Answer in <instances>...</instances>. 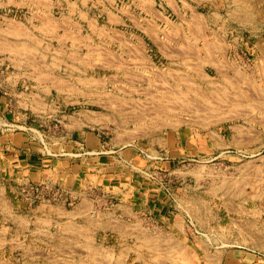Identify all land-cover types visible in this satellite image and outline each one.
<instances>
[{"label":"rangeland","instance_id":"rangeland-1","mask_svg":"<svg viewBox=\"0 0 264 264\" xmlns=\"http://www.w3.org/2000/svg\"><path fill=\"white\" fill-rule=\"evenodd\" d=\"M0 1H19L0 9L4 36V13L17 22L37 10L25 1H40L45 22L51 17L57 24L39 29L46 35L43 58L55 82L67 81L76 91L72 111L87 108L96 127L106 125L125 144L164 138L175 155L178 148L190 155L172 167L175 229L149 215L110 214L103 223L79 225L75 237L57 240L62 250L56 254H41L30 244L25 262L12 260L9 240H2L0 264H264L262 258L244 260L264 253V0ZM0 193L3 209L4 189ZM60 195L45 202L65 201ZM19 198L27 206L40 204L24 202L20 191ZM107 202L108 208L116 204ZM95 227L102 229L96 234Z\"/></svg>","mask_w":264,"mask_h":264},{"label":"crops","instance_id":"crops-1","mask_svg":"<svg viewBox=\"0 0 264 264\" xmlns=\"http://www.w3.org/2000/svg\"><path fill=\"white\" fill-rule=\"evenodd\" d=\"M15 2L19 1H0V9L15 8ZM25 4L38 8L17 22L8 13L1 16L7 34L0 32V189L5 196V208H0V241L9 240L7 253L12 260L25 262L30 259L31 244L41 247V254L52 255V250L56 254L61 251L57 240L75 237L73 230L79 225L103 223L110 214L133 215L134 219L149 215L175 229L177 224L170 223L176 195L172 167L176 160L187 161L189 151L178 148L180 155H175L164 138L125 144L118 133L110 136L106 125L96 127L87 108L72 111L79 102L76 91L67 81L55 82L54 72L47 69L43 58L46 35L38 31L45 26L42 4ZM13 25L24 32L14 33ZM12 48L21 49L12 53ZM34 53L35 58L31 57ZM30 184L59 189L65 201L24 205L19 191ZM111 199L116 204L108 208ZM96 229L97 234L102 228ZM15 238L25 243L20 252L11 243ZM259 255L248 254L244 260L264 259V253Z\"/></svg>","mask_w":264,"mask_h":264},{"label":"bare ground","instance_id":"bare-ground-1","mask_svg":"<svg viewBox=\"0 0 264 264\" xmlns=\"http://www.w3.org/2000/svg\"><path fill=\"white\" fill-rule=\"evenodd\" d=\"M140 2H141V1H140ZM142 2H143V1H142ZM44 4H45V3H44ZM46 5H47V4H46ZM46 5H45V6H46ZM51 6H52V4H51ZM142 6H143V4H142ZM198 16H199V15H198ZM198 16H197V17H198ZM50 18H51V17H50ZM50 18H48V20H47L48 22H45V24H46V23H49V25L52 24V21H53V20L50 19ZM198 18H199V17H198ZM244 18H245V17H244ZM45 19H46V18H45ZM115 19H116V18H115ZM241 19H242V18H241ZM43 20H44V19H43ZM51 20H52V21H51ZM111 20H112V19H111ZM196 20H197V19H196ZM45 21H46V20H45ZM49 21H51V23H50ZM194 21H195V20H194ZM196 23H197V22H196ZM198 23H199V22H198ZM11 24H12V23H11ZM11 24H10V25H11ZM47 25H48V24H47ZM52 25H57V24H56V23H55V24L53 23ZM14 27H15V26H14ZM51 27H52V26H51ZM51 27H48V26H47V28H51ZM59 27H60V24H59ZM59 27H58V28H59ZM42 28H43V27H42ZM52 28H54V27H52ZM52 28H51V29H52ZM58 28H57V29H58ZM13 29H15V28H13ZM13 29H12V30H13ZM20 29H21V28H20ZM20 29L18 28L16 31H14V33H16V34H20V33H21V34H22L21 31H23V30H22V29L20 30ZM189 29H190V28H189ZM44 30H45V29H44ZM46 30H47V29H46ZM46 30H45V31H46ZM38 31H39V29H38ZM45 31H44V32H45ZM23 32H24V31H23ZM49 33H50V31H49ZM49 33L47 32L46 34H49ZM193 33H194V32H193ZM21 34H20V35H21ZM14 35H15V34H14ZM25 35H29V34H25ZM194 35H195V34H194ZM197 37H198V36H197ZM13 43H15V42H13ZM24 44H26V43L24 42ZM17 45H19V44H17ZM22 46H23V44H22ZM25 46H26V45H25ZM205 46H206V45H205ZM18 47H20V46H18ZM23 47H24V46H23ZM23 47H21V48L23 49ZM28 47H30V46L27 45V49H28ZM31 47H32V46H31ZM5 48H6V47H5ZM8 48H9V47H8ZM10 48H11V47H10ZM10 48H9V49H10ZM21 48H20V49H21ZM24 48H26V47H24ZM20 49H18V50H16V51H20ZM30 50H31V49H30ZM34 50H35V49H34ZM9 51H10V50H9ZM11 51H12V53H13L14 49L12 48ZM16 51H14V53H16ZM31 51H33V49H32ZM22 52H24V50L21 51V53H19V54L22 55ZM25 52H26V51H25ZM10 53H11V52H10ZM24 54H25V53H23V55H24ZM27 56H28V55H27ZM21 57H22V56H21ZM31 57H33V56H31ZM10 59H11V58H10ZM15 60H16V59H15ZM32 60H33V59H32ZM56 60H57V59H56ZM19 62H20V60H19ZM15 63H16V62H15ZM16 64H17V63H16ZM85 64H86V63H85ZM88 66H90V65H88ZM217 69H218V68H217ZM219 71H220V69H219ZM219 71H216V74H217L219 77L221 76L222 78L227 79L226 74L224 75V74H222V73L219 72ZM263 71H264V70H263ZM214 73H215V72H214ZM198 74H199V73H198ZM213 76H214V75H213ZM42 77H43V76H42ZM202 77H203L204 80H206V81L211 80V79H210L211 76H210L209 74H204L203 76H201V78H202ZM40 78H41V77H40ZM185 78H186V77H185ZM189 78H190V77H189ZM43 80H44V79H43ZM234 80H236V79H234ZM39 81H40V80H39ZM226 81H227V80H226ZM244 81H245V80H244ZM237 82H238V81H237ZM240 82H241V81H240ZM65 85H66V84H65ZM248 85H249V84H248ZM216 86H217V85H216ZM218 87H219V86H218ZM195 88H196V87H195ZM220 88H221V87H220ZM222 88H223V87H222ZM192 89H193V87H192ZM198 89H199V87H198ZM225 89H226V88H225ZM225 89H224V90H225ZM196 90H197V89H196ZM196 90H195V92H196ZM202 90H203V89H202ZM252 90H253V89H252ZM197 91H198V90H197ZM204 91H205V90H204ZM210 91H211V90H210ZM70 92H71V91H70ZM181 92H182V91H181ZM193 92H194V91H193ZM244 92H245V90H244ZM248 92H249V91H248ZM71 93H72V92H71ZM252 93H253V92H252ZM258 93H259V92H258ZM212 94H213V93H212ZM228 94H229V93H228ZM211 96H213V95H211ZM217 96H218V95H217ZM187 97H188V96H187ZM227 97H228V96H227ZM252 98H253V97H252ZM226 99H227V98H226ZM228 99H229V98H228ZM234 99H236V98H234ZM164 100H165V99H164ZM162 101H163V99L161 100V102H162ZM177 101H178V100H177ZM177 101H176V102H177ZM180 101H181V100H180ZM189 101H190V100H189ZM209 101H210V99H209ZM209 101H208V102H209ZM235 101H236V100H235ZM176 102H175V103H176ZM178 102H179V101H178ZM190 102H191V101H190ZM211 102H213V101L211 100ZM214 102H215V101H214ZM220 102H221V101H220ZM180 103H181V102H180ZM186 103H187V102H186ZM196 103H197V102H196ZM217 103H218V102H217ZM217 103H216V104H217ZM173 104H174V103H173ZM183 104H184V103H183ZM191 104H192V103H191ZM199 104H200V103H199ZM212 104H213V103H212ZM166 105L168 106V104H166ZM193 105H194V104H193ZM210 105H211V104H210ZM214 105H215V104H214ZM214 105H213V106H214ZM169 106H170V105H169ZM179 106H180V105H179ZM187 106H188V105H187ZM199 106H200V105H199ZM222 106H223V105H222ZM173 107H174V106H173ZM173 107H172V108H173ZM181 107H182V106H181ZM224 107H225V106H224ZM234 107H235V106H234ZM249 107H250V106H249ZM43 108H44V106H43ZM43 108H42V109H43ZM209 108H210V107H209ZM164 109H165V108H164ZM178 109H179V108H178ZM194 109H195V108H194ZM202 109H203V108H202ZM241 109H242V108H241ZM260 109H261V108H260ZM262 109H264V108H262ZM175 110H176V109H175ZM203 110H204V109H203ZM205 110H206V109H205ZM215 110H216V109H215ZM173 111H174V110H173ZM188 111H189V110H188ZM193 111H194V110H193ZM238 111H239V110H238ZM180 112H181V111H180ZM189 112H191V111H189ZM195 112H196V110H195ZM204 112H205V111H204ZM210 112H211V111H210ZM176 113H177V112H176ZM185 113H186V112H185ZM222 113H223V112H222ZM138 115H139V114H138ZM201 115H202V114H201ZM213 115H214V114H213ZM222 115H223V114H222ZM240 115H241V114H240ZM245 115H246V114H245ZM135 116H136V115H135ZM140 116H141V115H140ZM191 116H192V115H191ZM197 116H198V115H197ZM227 116H228V115H227ZM227 116H226V117H227ZM246 116H247V115H246ZM138 117H139V116H138ZM138 117H137V118H138ZM144 117H145V116H143V118H144ZM155 117H156V116H155ZM223 117H224V116H223ZM223 117H222V118H223ZM90 118H91V117H90ZM122 118H123V117H122ZM252 118H253V117H252ZM140 119H142V116H141ZM144 119H145V118H144ZM144 119H143V120H144ZM92 120H93V119H91V121H92ZM202 120H203V119H202ZM204 120H205V119H204ZM89 121H90V119H89ZM123 121H124V120H123ZM178 121H179V120H178ZM178 121H177V123H178ZM92 122H93V121H92ZM126 122H127V121H126ZM139 122H140V121H139ZM205 122H206V121H205ZM263 122H264V121H263ZM169 123H170V122H169ZM125 124H127V123H125ZM173 124H174V123H173ZM234 127H235V126H234ZM235 129H236V128H235ZM244 129H245V128H244ZM247 129H248V128H247ZM122 130H123V129H122ZM249 130L251 131V129H249ZM132 131H133V130H132ZM208 131H209V130H208ZM133 133H134V132H133ZM146 134H147V133H146ZM243 135H244V134H243ZM245 135H246V134H245ZM130 136H131V135H130ZM137 136H138V135H137ZM236 136H237V135H236ZM249 136H250V135H249ZM123 137H124V136H123ZM218 137H220V136L218 135ZM244 137H245V136H244ZM128 138H129V137H128ZM157 138H158V137H157ZM220 138H221V137H220ZM214 139H215V138H214ZM239 139H240V138H239ZM246 140H247V139H246ZM246 140H245V141H246ZM218 141H219V140H218ZM153 142H154V141H153ZM237 142H238V141H237ZM242 142H243V141H242ZM239 143H240V142H239ZM234 144H235V143H234ZM162 145H163V144H162ZM200 162H201V161H200ZM202 162H203V161H202ZM251 162H252V161H251ZM251 165H252V164H251ZM202 166H203V165H202ZM202 166H201V167H202ZM247 166H248V165H247ZM201 169H202V168H201ZM203 169H204V167H203ZM210 169H211V168H210ZM179 172H180V171H179ZM243 172H244V171H243ZM262 172H263V171H262ZM247 179H248V178H247ZM245 180H246V179H245ZM246 181H247V180H246ZM222 183H223V182H222ZM235 185H236V184H235ZM252 186H253V185H252ZM231 187H232V185H231ZM236 188H237V187H236ZM239 190H240V189H239ZM208 191H209V190H208ZM214 192H215V191H214ZM1 193H2V192H1ZM1 193H0V194H1ZM237 193H238V191H237ZM214 194H215V193H214ZM223 194H224V193H223ZM225 194H226V193H225ZM235 194H236V193H235ZM233 195H234V194H233ZM221 196H222V195H221ZM257 196H258V195H257ZM238 199H239V198H238ZM244 199H245V198H244ZM86 200H87V199H86ZM191 201H192V200H191ZM48 204H49V203H48ZM84 204H85V203H84ZM86 206H88V205L86 204ZM188 207H189V206H188ZM53 208H54V207H53ZM76 209H77V208H76ZM54 210H55V209H54ZM2 211H3V210H2ZM55 212H56V211H55ZM195 212H196V211H195ZM11 213H12V212H11ZM73 213H74V212H73ZM82 213H83V212H82ZM75 214H76V212H75ZM9 215H10V214H9ZM107 215H108V214H107ZM97 217H98V216H97ZM190 217H191V216H190ZM7 218H8V217H7ZM18 218H19V217H18ZM35 218H36V217H35ZM13 219H14V218H13ZM46 219H47V218H46ZM50 219H51V218H50ZM23 221H24V220H23ZM23 221H22V222H23ZM55 221H56V220H55ZM101 221H102V220H101ZM46 222L48 223V222H50V221H46ZM46 222H45V224H46ZM191 222H192V221H191ZM72 223H73V222H72ZM112 223H113V222H112ZM18 224H19V223H18ZM22 224H23V223H22ZM26 224H27V223H26ZM40 224H41V223H40ZM50 224H51V223H50ZM97 224H98V223H97ZM200 224H201V223H200ZM65 225H66V224H65ZM67 225H68V224H67ZM75 225H76V224H75ZM75 225H74V226H75ZM112 225H113V224H112ZM259 225H260V224H259ZM70 226H71V225H70ZM81 226H82V225H81ZM85 226H86V225H85ZM109 226H110V225H109ZM49 227H50V226H49ZM71 227H72V226H71ZM119 227H120V226H119ZM22 228H23V227H22ZM66 228H67V227H66ZM95 228H96V227H95ZM243 228H244V227H243ZM64 229H65V228H64ZM79 229H80V228H79ZM141 229H142V228H141ZM70 230H71V229H70ZM74 230H75V229H74ZM38 231H39V230H38ZM85 232H86V231H85ZM223 232H224V231H223ZM133 233H134V232H133ZM135 233H136V232H135ZM137 233H138V232H137ZM140 233H141V232H140ZM41 234H42V233H41ZM71 234H72V233H71ZM147 234H148V233H147ZM261 234H262V233H261ZM43 235H44V233H43ZM80 235H81V234H80ZM89 235H90V234H89ZM203 235H204V234H203ZM250 235H251V234H250ZM50 236H51V235H50ZM53 236H54V235H53ZM83 236H84V233H83ZM65 237H66V236H65ZM142 238H143V237H142ZM147 238H148V237H147ZM242 238H243V237H242ZM4 240H5V239H4ZM68 240H69V239H68ZM163 240H164V239H163ZM163 240H162V241H163ZM242 240H243V239H242ZM242 240H241V241H242ZM244 240H245V238H244ZM251 240H252V239H251ZM69 241H70V240H69ZM147 241H148V240H147ZM150 241H151V239H150ZM152 241H153V239H152ZM152 241L149 242V243H152ZM154 241H156V240H154ZM158 241H160V239H159ZM158 241H157V242H158ZM48 242H49V241H48ZM12 243H13V242H12ZM23 243H24V242H23ZM84 243H85V242H84ZM155 243H156V242H155ZM155 243H154V245H155ZM158 243H159V242H158ZM236 243H237V242H236ZM248 243H249V242H248ZM24 244H25V243H24ZM59 244H60V243H59ZM59 244H57V245H59ZM62 244H63V243H62ZM81 244H82V243H81ZM170 244H171V243H170ZM173 244H174V243H173ZM11 245H12V244H11ZM54 245H55V244H54ZM78 245H79V244H78ZM90 245H91V244H90ZM159 245H160V244H159ZM165 245L167 246V244H164V247H165ZM1 246H2V245H1ZM71 246H72V245H71ZM73 246H74V245H73ZM142 246H144V247L147 246V242H143ZM157 246H158V245H157ZM157 246H156V248H155V251L157 250L156 252L158 253V249H159L160 247H159V246L157 247ZM203 246H204V245H203ZM28 247H29V246H28ZM60 247H61V246H60ZM55 248H56V247H55ZM58 248H59V247H58ZM72 248H73V247H72ZM75 248H76V247H75ZM88 248H89V247H88ZM88 248H87V249H88ZM94 248H95V247H94ZM97 248H98V247H97ZM152 248L154 249V247H151V249H152ZM162 248H163V247H162ZM168 248H169V247H168ZM84 249H85V248H84ZM89 249H90V248H89ZM173 249H174V248H173ZM175 249H176V248H175ZM61 250H62V249H61ZM91 250H92V249H91ZM95 250H96V249H95ZM100 250H101V249H100ZM104 250H105V249H104ZM176 250H177V249H176ZM71 251H72V250H71ZM82 251H83V250H82ZM87 251H88V250H87ZM152 251H154V250H152ZM161 251H162V250H161ZM174 251H175V250H174ZM65 252H66V251H65ZM65 252H64V254H65ZM74 252H75V251H74ZM156 252H155V253H156ZM61 253H62V252H61ZM67 253H69V251H68ZM79 253H80V252H79ZM83 253H84V251H83ZM113 253H114V252H113ZM138 253H139V250H138ZM165 253H166V252H165ZM177 253H178V252H177ZM177 253H176V254H177ZM71 254L73 255V253H71ZM81 254H82V253H81ZM98 254H99V253H98ZM170 254H171V253H170ZM170 254L168 253V255H170ZM174 254H175V253H174ZM176 254H175V255H176ZM178 254H179V253H178ZM68 255H69V254H68ZM94 255H95V254H94ZM108 255H109V253H108ZM122 255H123V254H122ZM125 255H126V254H125ZM171 255H172V254H171ZM192 255H193V254H192ZM209 255H210V254H209ZM80 256H81V255H80ZM178 256H182V255H178ZM178 256H177V257H178ZM94 257H95V256H94ZM103 257H104V256H103ZM168 257H169V256H168ZM49 258H50V257H49ZM58 258H59V257H58ZM169 258H171V257H169ZM173 258H174V257H173ZM90 259H91V258H90ZM92 259H94V258H92ZM98 259H99V258H98ZM103 259H104V258H103ZM116 259H117V258H116ZM171 259H172V258H171ZM179 259H180V258H179ZM99 260H100V259H99ZM156 260H157V259H156ZM164 260H165V259H164ZM164 260H163V261H164ZM180 260H181V259H180ZM190 260H191V259H190ZM211 260H212V259H211ZM91 261H92V260H91ZM94 261H95V260H94ZM154 261H155V260H154ZM181 261H182V260H181ZM58 262H59V261H58ZM92 262H93V261H92ZM157 262H159V261H157ZM160 262H161V261H160ZM174 262H175V261H174ZM184 262H185V261H184ZM192 262H193V261H192ZM194 262H195V261H194ZM59 264H60V262H59ZM70 264H71V263H70ZM98 264H99V263H98ZM173 264H174V263H173Z\"/></svg>","mask_w":264,"mask_h":264},{"label":"built area","instance_id":"built-area-1","mask_svg":"<svg viewBox=\"0 0 264 264\" xmlns=\"http://www.w3.org/2000/svg\"><path fill=\"white\" fill-rule=\"evenodd\" d=\"M20 194L22 195L24 202L25 200L30 204H35L37 202L43 203L45 202V198H50L52 197L54 200H57L60 198V194L58 191H50L44 184H30V185H25L23 188L20 190ZM48 203H51L50 201H47ZM13 245H20L23 246V241L20 240L19 243H12Z\"/></svg>","mask_w":264,"mask_h":264}]
</instances>
